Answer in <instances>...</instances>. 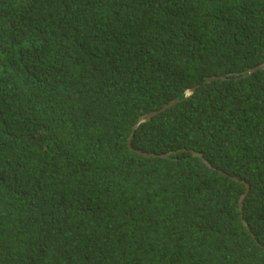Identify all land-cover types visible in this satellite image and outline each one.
<instances>
[{
	"label": "trees",
	"instance_id": "obj_1",
	"mask_svg": "<svg viewBox=\"0 0 264 264\" xmlns=\"http://www.w3.org/2000/svg\"><path fill=\"white\" fill-rule=\"evenodd\" d=\"M263 62L264 0H0V264H264Z\"/></svg>",
	"mask_w": 264,
	"mask_h": 264
},
{
	"label": "water",
	"instance_id": "obj_2",
	"mask_svg": "<svg viewBox=\"0 0 264 264\" xmlns=\"http://www.w3.org/2000/svg\"><path fill=\"white\" fill-rule=\"evenodd\" d=\"M263 67H264V62L261 63V64H259V65H257L253 70H257V69H260V68H263ZM215 78H217V76L208 77L206 80H212V79H215ZM196 87H197V86H194V87L190 90V92H193V91L196 89ZM175 102H176V100H171L169 103L165 104V105H164L163 107H161L159 110H155V111H152V112H149V113L145 114L144 116L141 117V119L139 120V122L146 120V118H150L152 115H154V114H156V113L162 111L163 109H165L166 107H168V106L174 104ZM139 122H138V123H139ZM135 126H136V125H135ZM132 135H133V132H132V134H130V136H129V141H128L129 146H130L131 148H133V145L131 144V138H132ZM141 153H143L144 155H154L153 153H146V152H141ZM204 160H206V159H204ZM248 190H249V184H247V190H246V192H247ZM246 192H245V193H246ZM245 193H244V194L241 196V198H240V207H242V202H243V198H244V196H245Z\"/></svg>",
	"mask_w": 264,
	"mask_h": 264
}]
</instances>
